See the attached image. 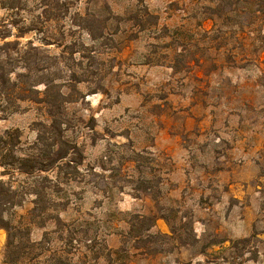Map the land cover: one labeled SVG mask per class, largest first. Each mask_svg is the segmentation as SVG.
<instances>
[{"label":"rangeland","instance_id":"obj_1","mask_svg":"<svg viewBox=\"0 0 264 264\" xmlns=\"http://www.w3.org/2000/svg\"><path fill=\"white\" fill-rule=\"evenodd\" d=\"M1 74L0 264H264V0H0Z\"/></svg>","mask_w":264,"mask_h":264},{"label":"trees","instance_id":"obj_2","mask_svg":"<svg viewBox=\"0 0 264 264\" xmlns=\"http://www.w3.org/2000/svg\"><path fill=\"white\" fill-rule=\"evenodd\" d=\"M5 83L6 80L5 78L2 77V74L0 75V96L1 97H6L7 99H9L10 97V93L8 92L7 89H5ZM11 86L13 87V92L16 94L15 99L18 100H23V99H30L28 97H25V94L20 92L21 89L18 88L16 82H11L10 83ZM12 90V89H11ZM17 90V92L15 91ZM46 95H47V90H46ZM25 97V98H24ZM64 96L62 95H58V98H55L53 100H37V102H44L46 104V106L48 107V115H49V123L48 124H40V127L42 128V130H40V134H38L35 144L34 145H38L41 144V142L43 143V135H41V133L43 134L44 131L46 133L51 134V139L52 142L50 145H54V143H58V144H63L66 146V144L64 143V141L60 140V137H58V134H60V126L63 125V120H62V104L64 103ZM71 149H75V146H72ZM67 150L62 149L61 147L56 148L55 150H53L54 153V159H57V161H61L63 159H65L67 157L68 151ZM52 162V160H51ZM73 162V159H68L66 162H64L65 165H70ZM6 231H7V247L11 246L13 244V241L15 240L16 234H14L13 230H15L14 227H8L6 226ZM15 261V260H14Z\"/></svg>","mask_w":264,"mask_h":264},{"label":"crops","instance_id":"obj_3","mask_svg":"<svg viewBox=\"0 0 264 264\" xmlns=\"http://www.w3.org/2000/svg\"><path fill=\"white\" fill-rule=\"evenodd\" d=\"M159 221L160 224L158 226L160 227V229H162V231H167L165 222L162 219H160Z\"/></svg>","mask_w":264,"mask_h":264}]
</instances>
